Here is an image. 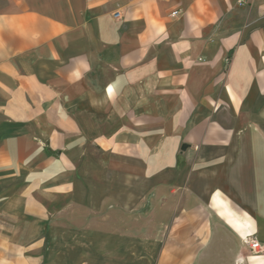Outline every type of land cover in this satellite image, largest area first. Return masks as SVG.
Wrapping results in <instances>:
<instances>
[{
    "label": "crops",
    "instance_id": "crops-1",
    "mask_svg": "<svg viewBox=\"0 0 264 264\" xmlns=\"http://www.w3.org/2000/svg\"><path fill=\"white\" fill-rule=\"evenodd\" d=\"M0 264H264V0H0Z\"/></svg>",
    "mask_w": 264,
    "mask_h": 264
},
{
    "label": "built area",
    "instance_id": "built-area-1",
    "mask_svg": "<svg viewBox=\"0 0 264 264\" xmlns=\"http://www.w3.org/2000/svg\"><path fill=\"white\" fill-rule=\"evenodd\" d=\"M243 241L252 251L258 252L261 248L260 241L253 238L252 236L245 237Z\"/></svg>",
    "mask_w": 264,
    "mask_h": 264
}]
</instances>
